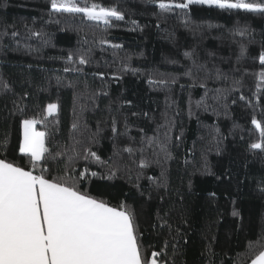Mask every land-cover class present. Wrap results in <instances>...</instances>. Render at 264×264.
Here are the masks:
<instances>
[{"label": "trees", "instance_id": "16d2710c", "mask_svg": "<svg viewBox=\"0 0 264 264\" xmlns=\"http://www.w3.org/2000/svg\"><path fill=\"white\" fill-rule=\"evenodd\" d=\"M77 3L124 19L106 25L55 12L51 0H0V158L30 168L19 146L23 120L36 119L59 153L46 175L73 183L87 169L80 187L134 210L146 258L250 264L264 252V148L251 147L264 143L253 124L264 128V14Z\"/></svg>", "mask_w": 264, "mask_h": 264}, {"label": "snow or ice", "instance_id": "6c2138e0", "mask_svg": "<svg viewBox=\"0 0 264 264\" xmlns=\"http://www.w3.org/2000/svg\"><path fill=\"white\" fill-rule=\"evenodd\" d=\"M192 4L264 14V2L245 0H187L186 3L161 0L159 7L171 11L187 9ZM51 8L55 12L83 13L88 19L106 25L110 18L124 19L116 9L96 4L81 7L77 0H51ZM245 52L242 45L241 55ZM260 61L264 64V55ZM79 63L87 61L81 58ZM259 75L264 80V71ZM3 87L7 89L9 85L4 83ZM56 111L58 105H48V115ZM37 123L36 119L23 120L19 152L29 157L30 168L26 170L0 158V264H158L159 253L153 252L151 259L144 256L135 213L130 206L124 202L114 206L79 186L87 169L73 183L50 178V173L46 175L48 169L44 165L48 157L56 159L59 153L53 155L46 147V133L36 130ZM253 124L260 129L264 140V128L256 120ZM251 147L262 149L264 143H253ZM88 155L99 160L91 150ZM252 264H264V252Z\"/></svg>", "mask_w": 264, "mask_h": 264}, {"label": "rangeland", "instance_id": "374dc122", "mask_svg": "<svg viewBox=\"0 0 264 264\" xmlns=\"http://www.w3.org/2000/svg\"><path fill=\"white\" fill-rule=\"evenodd\" d=\"M187 2V0H184V2H182V3H186ZM230 2H236V1H230ZM206 6H210V5H206ZM211 6H214V5H211ZM216 7V6H215ZM83 14V13H82ZM111 19V18H110ZM100 22H102V21H100ZM57 112V111H56ZM55 112V113H56ZM55 113H53V114H55ZM47 115H48V112H47ZM37 130V129H36ZM38 131V130H37Z\"/></svg>", "mask_w": 264, "mask_h": 264}, {"label": "crops", "instance_id": "0c3cea01", "mask_svg": "<svg viewBox=\"0 0 264 264\" xmlns=\"http://www.w3.org/2000/svg\"><path fill=\"white\" fill-rule=\"evenodd\" d=\"M22 131H23V126H22ZM22 140H23V139H22ZM250 264H252V262H251Z\"/></svg>", "mask_w": 264, "mask_h": 264}]
</instances>
